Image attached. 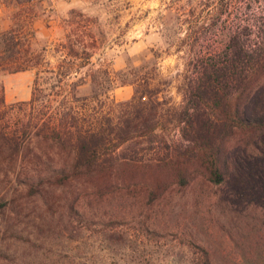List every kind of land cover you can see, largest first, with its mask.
I'll list each match as a JSON object with an SVG mask.
<instances>
[{"label":"rangeland","instance_id":"374dc122","mask_svg":"<svg viewBox=\"0 0 264 264\" xmlns=\"http://www.w3.org/2000/svg\"><path fill=\"white\" fill-rule=\"evenodd\" d=\"M257 19L264 26V0H0V33L21 32L20 57L43 63L0 73V145L13 135L27 141L34 92L45 102L41 112H107L147 84L158 91L161 133L172 145L181 138L174 110L185 102L193 56L222 49ZM5 45L0 36V53ZM30 146L16 166L0 153V264H196L200 247L228 264L226 256L248 249L230 185L198 175L156 199L142 188L107 191L84 180L31 192L29 181L52 176L70 157L52 142ZM254 148L233 142L239 161L253 160ZM250 201L264 207L252 198L243 204Z\"/></svg>","mask_w":264,"mask_h":264},{"label":"trees","instance_id":"16d2710c","mask_svg":"<svg viewBox=\"0 0 264 264\" xmlns=\"http://www.w3.org/2000/svg\"><path fill=\"white\" fill-rule=\"evenodd\" d=\"M258 24L260 19L248 27L251 30L232 34L220 50L193 56L185 102L174 110L181 133L178 142L171 145L161 133L166 128L160 125L162 102L158 91L147 84L137 86L130 100L116 103L107 112L60 107L41 112L45 102L34 92L29 103L38 112L30 120L27 141L13 135L7 147L0 145V153L8 151L16 166L21 153H31L34 139L68 151L69 162L52 176L40 175L38 183L29 181L31 192L37 191V184L60 186L84 180L107 191L142 188L156 199L174 185H189L198 175L213 184L230 185L236 203L234 219L244 222L240 245L248 249L224 260L228 264H264V207L250 206L251 201L243 204L249 198L264 200V26ZM256 26L258 30H254ZM20 34L14 29L0 33L6 42L0 55L9 56L6 63L0 61V73L43 66L39 59L20 57ZM251 36L255 41H250ZM67 85L74 87L75 82ZM4 103L0 84V105ZM235 140L255 145L261 152L253 160L239 161L233 152ZM139 145L144 146L143 151ZM195 262L219 264L204 247L196 251Z\"/></svg>","mask_w":264,"mask_h":264}]
</instances>
